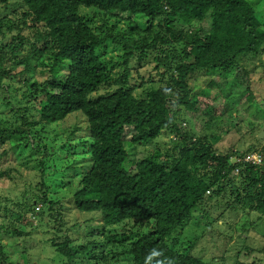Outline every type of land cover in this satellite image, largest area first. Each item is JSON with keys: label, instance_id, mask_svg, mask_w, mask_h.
Segmentation results:
<instances>
[{"label": "trees", "instance_id": "trees-1", "mask_svg": "<svg viewBox=\"0 0 264 264\" xmlns=\"http://www.w3.org/2000/svg\"><path fill=\"white\" fill-rule=\"evenodd\" d=\"M254 1L0 0L9 10L15 3L11 16L0 17V86L4 79L14 80V72L31 74L35 61L48 74L41 85L33 81L38 95L25 93L17 102H38L37 117L28 119L29 104L14 107L13 113H22L20 127L7 134L1 129L0 144L16 142L15 136L25 142L30 128L59 123L76 112L89 122L90 134L77 138L76 148L65 146L68 160L89 157L90 169L77 173L79 186L71 184L73 201L84 212L100 213L102 224L87 232L79 246L67 236L52 239L59 257L67 260L62 264H207L177 236L191 218L195 226L207 220V202L216 199L233 212L264 216L263 141L257 134L259 145L224 154L214 144L218 137L206 134L226 116L230 124L240 118L239 106L250 113L258 103L249 65L264 56V27L256 10L259 5L264 22V0ZM138 17L146 24L137 23ZM109 47L118 61L106 58ZM133 58L141 63L151 59L157 80L138 73L140 84L134 81L132 72L138 68H131ZM202 80L205 88L198 84ZM104 88L106 93L99 95ZM141 88L142 96L137 94ZM197 119L204 121L203 135L192 127ZM242 121L233 126L236 131ZM77 131L69 134L71 140ZM163 132L174 138L165 151L155 148L138 160L128 154L127 143L152 146ZM23 146L18 143L17 149ZM257 151L261 166L235 162ZM76 165L73 160L69 169L80 171ZM56 174L66 179L63 169ZM60 188H67V182ZM3 203L0 210H7ZM47 207L58 221L55 203ZM1 234L12 239L23 232L4 218ZM5 253L0 242V264H16Z\"/></svg>", "mask_w": 264, "mask_h": 264}, {"label": "rangeland", "instance_id": "rangeland-1", "mask_svg": "<svg viewBox=\"0 0 264 264\" xmlns=\"http://www.w3.org/2000/svg\"><path fill=\"white\" fill-rule=\"evenodd\" d=\"M248 1L255 2L254 0ZM9 7L10 10L0 5V17L11 16L15 3L12 2ZM256 10L264 27L263 18L261 19L259 16V5L256 6ZM135 21L139 24H146V19L139 17ZM105 51L108 53L107 59L113 57L115 61L119 60L118 53L113 52L110 47ZM151 59L143 63L136 58L131 60V68H138L133 69L132 72L134 73L132 79L138 84H140L138 73L140 76L143 75L146 80L149 76H154V79L157 80L156 71L153 69L154 63ZM39 64L40 62H33L32 68H30L31 74L12 73L17 77L14 80L4 79L2 86H0V130H5L6 134L11 131L14 132L21 124L17 119L22 113H13L14 107L23 109L29 104L28 106L32 107L27 114L30 121L38 115L40 110L38 102L31 98V103L27 101V103L21 104V102L23 101L22 95L25 93L28 96L38 95L33 81L36 80L41 85L48 76L47 72H43L42 68L39 67ZM262 64L264 65V56L255 58L249 65V68L253 70L251 87L258 100V103L256 102L251 107L250 113L246 112L243 106H239L240 118L236 116L234 122L230 124V119L226 116L216 128L206 131L208 137L212 135L218 137L214 144L221 153H230L233 149L245 151L251 145H259L256 143V136L258 134L257 137L259 138L261 132L264 131V67ZM141 65H143L142 68ZM198 84L205 88L203 80L199 81ZM143 89H138L137 94L142 96ZM107 90L106 88L100 89L99 95L106 93ZM20 99L22 101L18 106L17 102ZM200 101L204 102L205 100L200 99ZM7 102H10L11 105H8ZM185 117L188 118L186 114ZM241 120L243 123L238 125L240 131H236L233 126ZM75 127L79 131L76 132V138L71 140L74 137L69 134ZM192 127L196 134L203 135L205 133L203 120L197 119ZM7 128L10 130H6ZM23 128L29 130L30 127L24 126ZM29 131L30 134H26L27 140L25 142L22 136H15L16 142L10 140L0 144V173L2 172V176H0V203L4 201L3 205L9 206L7 210H5L6 208L0 210V226H2L4 218L8 221L13 220L14 223H17V229L23 232V235L12 239L1 234L0 242L9 262L12 261L16 264H62L61 262L65 261L66 263V258H60L56 252L55 246L51 242L52 239H58L59 236V241H63V237L67 236L75 241L76 246H79L84 243L83 239L88 235L87 232L102 224L100 213L84 212L76 207L73 201L75 189L71 187V184L79 186L80 180L77 173L86 172L90 169L89 157L83 161L79 154L78 158L69 157L68 160L67 145L65 146V144L72 143L73 147L76 148L75 140L90 134L89 122L82 112H76L59 123L47 126L37 125L30 128ZM173 139L171 133L163 132L152 146L137 144L133 146L127 143V151L130 156L136 154L133 160L142 159L153 154L155 148L165 151L167 146L172 145L171 140ZM259 140L264 143V135ZM18 143H24L25 146L17 149ZM62 147L66 148L61 149ZM37 149L39 150L38 153H36ZM3 152H5L4 156L1 155ZM256 154L257 157L260 156V152L257 151ZM73 160H76L78 164L74 167L79 168L80 171L69 169ZM66 166H68L67 171L65 170ZM62 169L65 171L66 179H62L63 175L56 174L57 172L60 173ZM128 169L134 170L135 167L130 164ZM238 175L239 169L237 168L233 172V176L237 177ZM65 182H67V188H60ZM27 196H30L28 200L31 201H26L25 197ZM44 198H46L45 202ZM50 202L55 203L56 209L60 212L58 221H55L53 217L55 212L49 211L47 207ZM19 203L24 206H31V211H27L25 207L21 209L22 205ZM216 203L217 201L214 199L205 204V206L208 205L207 211L210 212L207 220L201 219V221H197L199 225L195 226L196 220L191 218L186 228L178 232L177 236L180 237L181 235V239H186L187 245L189 242L190 254L204 260L207 264H264V216L259 217V214L254 213L248 215L242 210L233 212V209L222 204L223 202L219 205ZM6 211L7 214L4 215ZM221 212L225 216L219 219ZM197 215L198 213L195 211L194 218ZM59 224H63V229L60 231ZM245 234L247 235L246 240L243 236ZM25 235L27 237H24ZM244 246H248L249 250L244 251ZM185 248L186 246L183 247V249ZM21 255H24L25 258L22 259ZM56 256L58 259H55Z\"/></svg>", "mask_w": 264, "mask_h": 264}, {"label": "clouds", "instance_id": "clouds-1", "mask_svg": "<svg viewBox=\"0 0 264 264\" xmlns=\"http://www.w3.org/2000/svg\"><path fill=\"white\" fill-rule=\"evenodd\" d=\"M254 154H256V152L249 153L244 158H237V159H235V162L238 163V162L243 161L245 163H252L254 165L261 166L263 164V157H262V154L261 153H260V161L259 162H256V161L255 162H246V161H244L247 156H251V155H254Z\"/></svg>", "mask_w": 264, "mask_h": 264}, {"label": "built area", "instance_id": "built-area-1", "mask_svg": "<svg viewBox=\"0 0 264 264\" xmlns=\"http://www.w3.org/2000/svg\"><path fill=\"white\" fill-rule=\"evenodd\" d=\"M244 161H246V162H255V161L259 162L260 161V156L257 157V154H254V155H251V156H247Z\"/></svg>", "mask_w": 264, "mask_h": 264}, {"label": "water", "instance_id": "water-1", "mask_svg": "<svg viewBox=\"0 0 264 264\" xmlns=\"http://www.w3.org/2000/svg\"><path fill=\"white\" fill-rule=\"evenodd\" d=\"M263 135H264V131L261 132V134L259 135V138H263Z\"/></svg>", "mask_w": 264, "mask_h": 264}]
</instances>
